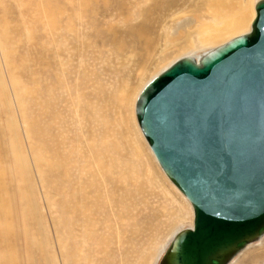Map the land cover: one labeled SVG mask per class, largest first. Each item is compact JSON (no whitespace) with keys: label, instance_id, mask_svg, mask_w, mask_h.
<instances>
[{"label":"rangeland","instance_id":"374dc122","mask_svg":"<svg viewBox=\"0 0 264 264\" xmlns=\"http://www.w3.org/2000/svg\"><path fill=\"white\" fill-rule=\"evenodd\" d=\"M217 1L222 0H187L180 9L178 8V10L176 9V11L173 10L169 13L166 12V19L162 16L163 19L161 18L160 23H158L159 26L155 28L153 34L151 31H146L145 34V30H139L138 28L139 24L142 23L139 20L146 21L147 18L150 23L151 19L149 18L154 16V13L152 14L154 6L158 7L159 2H162L164 5L165 0H0V28L2 27L0 29V51L2 57L0 63V128L4 129L2 132H4L3 137H5V141L11 144V159L14 160L12 167L7 166L6 172L7 174H18V167L23 166L27 174L26 176L33 179L36 188V199L39 203L38 213L42 217L40 218L42 228L44 227V230L42 229L43 236L41 234V241L42 244L45 243L44 247L48 252H53L55 258L58 257V261L61 260V264H77L78 262L81 264H99L100 262V264L102 262L103 264H158L159 258L172 238H170L172 234V229L170 228H173L176 232L183 227L192 225L193 214L190 204L178 193L171 182L165 177L162 170L159 169L160 167L149 151L147 143L140 135L137 137L138 134L134 132L132 122L130 123L127 119L130 106L128 105V99L126 100V95L138 89L137 95L143 84L151 76L162 70L177 57L187 54L197 56L199 53L215 46L198 44L195 35L189 33V31L192 28L190 24L196 25L200 20L214 26L221 25L220 20L214 19L208 11L213 6L212 4ZM242 1L235 0V5L231 11L236 12L241 7H250L253 13L256 0H247L246 3H242ZM146 6L149 8V12L147 11L148 17L146 14L147 8L145 9ZM141 14H143V17ZM149 14H152V16L150 17ZM192 14L196 15L197 20H191ZM141 17L144 19H141ZM10 21L12 26L7 24ZM174 21L176 24H174ZM149 23L148 26L151 27ZM167 25H170L172 28H168ZM162 27L163 30L165 29L164 31ZM132 29H134L133 32ZM178 30H180L181 34H185V36L189 35V40H193L194 48L192 51H179L175 49L178 47L174 48V46H179L184 42L182 39L184 36L177 37ZM165 33H168L167 36L172 39H170L172 42H169V40L164 41ZM150 36H153L155 40L157 39L156 42ZM136 37L137 39H135ZM144 39L149 40L150 49H147V41ZM132 40L135 42H132ZM139 40L145 42L142 43ZM171 44H174V46ZM9 47L10 49H8ZM4 54L9 55V57ZM162 56H165V58L162 59ZM19 67L20 69H18ZM21 98H23L22 101ZM115 98H118V100ZM124 100L127 103H123ZM113 107H116V109ZM116 115L118 118L115 117ZM131 117L135 123V129L140 133L134 114V102L131 108ZM119 122L121 124L123 122L122 127ZM117 125H119V128ZM116 127L120 130L116 131ZM121 129H123V132H121ZM121 134H123L122 137ZM93 135L96 137L94 138ZM100 135L102 136L100 137ZM94 139L95 141L98 139L97 142H94ZM122 145L123 148H121ZM113 148H116V151H113ZM133 149L135 152H133ZM20 154H22L21 156L24 154V157H20ZM81 154L82 157H79ZM81 158L83 161L78 162ZM100 164L103 165V174H100L99 171ZM120 164L122 165L119 166ZM54 165H56V168ZM139 165L140 168H138ZM88 168H91V170ZM43 169H47L44 170L45 173L40 172ZM115 169L118 173H116ZM151 170L154 174L152 175V179H150ZM39 176L43 180L42 182L38 178ZM80 177H82V182L79 181ZM102 178H106L104 180H107V183L104 180L102 181ZM109 179L111 180L108 181ZM83 183L86 184L83 185ZM137 183L141 184V188H138ZM94 185L96 187H93ZM101 186L102 188H100ZM90 188L91 190H89ZM110 189L111 191L109 192ZM91 191L93 194L90 193ZM164 194L165 196H163ZM69 195L70 197H67ZM98 196L101 198H98ZM118 197L119 201L116 203ZM95 201L100 203L96 202V204ZM72 202L76 205H73ZM103 202H106L105 204L108 206L102 205ZM62 203L64 205L68 204L67 207H62ZM98 204L101 207L97 206ZM126 204H128V208ZM68 207L72 210H69ZM77 207L81 209V213L80 210L76 209ZM99 208H102V211H99ZM84 211L87 213H84ZM75 212L76 214H74ZM117 214L120 215V218ZM97 216L101 217V221ZM50 217H53L52 221ZM72 218L77 221H73L74 219ZM92 219L93 221H90ZM91 223L94 224L92 225ZM74 224L76 225L72 226ZM96 224L98 228L100 227L99 229ZM117 225L123 229H119ZM119 231L122 233L125 231L124 235L121 232L120 234ZM113 233L116 234L113 235ZM83 234L88 235L84 236ZM112 235L115 237L114 240ZM120 235L123 236L121 237ZM101 236L103 239H101ZM104 245L107 246V249H105L106 246ZM141 255H143V259ZM70 256L71 260H69ZM76 256L79 257L77 261L75 260ZM62 257L65 259H61ZM231 264H264V236L258 242L245 248L241 254L235 257Z\"/></svg>","mask_w":264,"mask_h":264},{"label":"water","instance_id":"95a60500","mask_svg":"<svg viewBox=\"0 0 264 264\" xmlns=\"http://www.w3.org/2000/svg\"><path fill=\"white\" fill-rule=\"evenodd\" d=\"M247 31L183 55L134 101L156 160L192 206L158 264H228L264 233V0Z\"/></svg>","mask_w":264,"mask_h":264},{"label":"bare ground","instance_id":"6f19581e","mask_svg":"<svg viewBox=\"0 0 264 264\" xmlns=\"http://www.w3.org/2000/svg\"><path fill=\"white\" fill-rule=\"evenodd\" d=\"M152 1V0H151ZM161 1V0H160ZM185 1H187V0H165V3H164V5H163V3L162 2H159L158 3V7L155 5V3H154V10H152V14L154 15L152 18H149V19H151L150 21V23H149V20H147V18H146V21L144 22V21H141V20H139L140 22H142V23H140L139 24V26H138V28H139V30H145V34H146V31H151L152 32V34H153V31L155 30V28L157 27V26H159L158 25V23H160V21H161V18H162V16L164 17V19H166L165 18V13L166 12H170V11H173V10H175L176 11V9L178 10V8L180 9V7H182V5H183V3H185ZM200 1V0H199ZM243 2H247V0H243L242 1V3ZM138 3V2H137ZM242 3H241V5H242ZM157 4V3H156ZM199 4V3H198ZM2 5V4H1ZM193 5V4H192ZM213 6L212 7H210V9L208 10L209 12H210V15L212 16V17H214V19H218V20H220V22H221V25H219V26H214V25H212V24H208V23H206V22H203V21H199L196 25H194L193 23V25L192 24H190V26L192 27L191 29H190V31H189V33H193L194 35H195V38H196V40H197V42H198V44H201V45H217V44H219L220 42H222V41H225V40H228L229 38H231V37H233V36H235V35H238V34H240V33H242V32H245V31H247L248 29H249V27H250V23H251V20H252V18H253V16H254V14H255V8L253 7V13H252V11H251V8L250 7H241L239 10H237L236 12H233V11H231L232 9H233V7H234V5H235V0H222V1H217V2H214L213 4H212ZM149 6H151V5H149ZM152 6H153V4H152ZM193 7V6H192ZM147 8V6L145 7V9ZM189 8H190V6H189ZM151 9H152V7H151ZM141 10H142V8H141ZM186 10V9H185ZM192 10H193V8H192ZM143 11V10H142ZM142 11H141V13H142ZM149 12V8H147V10H146V12ZM188 11H189V9H188ZM6 12V11H5ZM144 12H145V10H144ZM148 12L146 13L147 14V17H148ZM190 12H191V10H190ZM189 12V13H190ZM194 13V12H193ZM144 14V13H143ZM143 14H141L142 15V17H143ZM152 14L150 15V17L152 16ZM182 14H183V11H182ZM171 15H173V14H171ZM175 15V14H174ZM189 15V14H188ZM193 15V16H192ZM191 16H192V18H191V20L193 21V20H197L196 19V15L195 14H192ZM166 16H167V14H166ZM178 16V15H177ZM187 16V15H186ZM141 17V19H144V18H142ZM146 17V16H145ZM168 17V16H167ZM170 17V16H169ZM183 17V16H182ZM184 17H185V15H184ZM198 17V16H197ZM9 18V17H8ZM8 18H7V20H8ZM170 18H172V17H170ZM5 19H6V17H5ZM163 19V18H162ZM183 19H185V18H183ZM172 20V19H171ZM175 20V19H174ZM177 20V19H176ZM181 20V19H180ZM188 20V19H187ZM185 21V20H184ZM191 21V22H192ZM3 22H5V21H3ZM147 22V23H146ZM169 22H171V21H169ZM180 22V21H179ZM148 23L149 24H151V27H149L148 26ZM181 23H183V22H181ZM189 23V22H188ZM3 24V23H2ZM8 25L10 24L11 25V21H10V23L8 22L7 23ZM174 24H176V22L174 21ZM174 24H171V25H174ZM136 25H137V23H136ZM141 25V26H140ZM179 25V24H178ZM189 25V24H188ZM187 25V26H188ZM12 26V25H11ZM175 26V25H174ZM167 27L169 28L170 27V25H167ZM10 28V27H9ZM133 28V27H132ZM134 28H135V25H134ZM170 28H172V27H170ZM183 28V27H182ZM188 28V27H187ZM0 29H2V27L0 28ZM137 29V28H136ZM158 29H160V28H158ZM189 29V28H188ZM133 30L134 29H132V32H133ZM162 30H163V27H162ZM165 30V29H164ZM163 30V31H164ZM167 30V29H166ZM175 30V29H174ZM181 30V29H180ZM180 30H178L177 32V37H183L184 36V38H182L183 39V43L181 44V45H179V46H174V44H171V45H173L174 46V48L175 47H178V48H175L176 50H179V51H185V50H187V51H192L193 50V40H189V35L187 36H185V34L183 35V34H181L180 33ZM183 30V29H182ZM185 30V29H184ZM14 31V30H13ZM163 31H161V32H163ZM186 31V30H185ZM167 32L169 33V31L167 30ZM176 32V31H175ZM129 33V32H128ZM135 33V32H134ZM156 33H158V32H156ZM168 33H165V38H163L164 39V41L166 42V41H168L169 40V42H172L171 40V38H168ZM131 34H133V33H131ZM150 35H152L151 33H149ZM148 34V35H149ZM163 34H164V32H163ZM163 34H161L162 36H163ZM147 35V36H148ZM157 35V34H156ZM159 35V34H158ZM170 35V34H169ZM192 35V34H191ZM190 35V36H191ZM130 36V35H129ZM135 36V35H134ZM172 36H173V34H172ZM1 37H4V36H1ZM6 37V36H5ZM133 37V36H132ZM137 37H139V36H137ZM137 37L135 38V39H137ZM150 37H152L151 39H154L153 38V36H150ZM174 37H175V35H174ZM176 37V38H177ZM131 38V37H130ZM173 38V37H172ZM5 39V38H4ZM132 39V38H131ZM131 39H130V41H131ZM142 39V38H141ZM140 39V40H141ZM149 39V38H148ZM148 39H144L145 41H147V43H146V46H147V49H150V47H149V44H148ZM150 39V40H151ZM171 39V40H170ZM174 39V38H173ZM7 40V39H6ZM139 40V42H142V41H140ZM157 40V39H156ZM156 40L154 39V41L156 42ZM134 40H132V42H133ZM145 41H143V42H145ZM9 42V41H8ZM135 42V41H134ZM142 42V43H143ZM153 42V41H152ZM179 42V41H178ZM141 43V44H142ZM136 44V43H135ZM134 44V45H135ZM137 45V44H136ZM151 45H153V44H151ZM139 46H141V45H139ZM155 46H157L156 44H155ZM167 46V45H166ZM168 46H170V45H168ZM6 47H8L7 45H6ZM170 48V47H169ZM172 48V47H171ZM8 49H10V47L8 48ZM151 49H152V46H151ZM163 49H164V47H163ZM164 51V50H163ZM10 52V51H9ZM11 53V52H10ZM14 53V52H13ZM164 53V52H163ZM2 54H3V52H2ZM9 54V53H8ZM126 54V53H125ZM131 54V53H130ZM129 54V55H130ZM151 54V53H150ZM5 55V54H4ZM7 55V54H6ZM5 55V56H6ZM163 55V54H162ZM8 57H9V55H7ZM15 56V55H14ZM166 56V55H165ZM165 56H162V59H164L165 58ZM130 57V56H129ZM129 57H128V59H129ZM132 57V56H131ZM195 57H197V56H195ZM1 51H0V63H1ZM153 58V57H152ZM10 59V58H9ZM16 59V58H15ZM7 60V59H6ZM5 60V61H6ZM152 60V59H151ZM10 61V60H9ZM11 63V62H10ZM11 65V64H10ZM18 69H20V67L18 68ZM160 71V70H159ZM158 71V72H159ZM157 73V72H156ZM155 73V74H156ZM138 74V73H137ZM13 80V79H12ZM1 82V81H0ZM13 82V81H12ZM16 82V81H15ZM15 85V84H14ZM17 85V84H16ZM129 87V86H128ZM17 88V87H16ZM16 90V89H15ZM124 90H125V88H124ZM138 90V89H137ZM137 90H134V92L133 93H131V94H129V95H126L127 97H126V100L128 99V105L130 106V111H129V113H128V115H127V119L130 121V123L132 122V124H133V127H134V132L135 133H137L138 134V136L137 137H139V135H140V137L141 138H143L144 139V141L147 143V146H148V148H149V151L151 152V154L153 155V157H154V160L156 161V163L158 164V166L160 167L159 169L160 170H162V172L164 173V175H165V177L171 182V184L175 187V189L178 191V193L181 195V196H183L187 201H188V203L190 204V207H191V210H192V206H191V203L189 202V200L186 198V196L175 186V184L168 178V176L165 174V172H164V170L161 168V166L159 165V163H158V161L156 160V158H155V156H154V154L152 153V151H151V148L149 147V144H148V142L146 141V139H145V137H144V135H143V133H142V131H141V129H140V127H139V125H138V127H139V130H140V133H138L137 132V130L135 129V123L133 122V119H132V117H131V108H132V105H133V102H134V98H135V95H136V92H137ZM126 91V90H125ZM20 92V91H19ZM109 92V91H108ZM126 92H128V90L126 91ZM14 93V92H13ZM123 93V92H122ZM129 93V92H128ZM15 94H17V93H15ZM124 94V93H123ZM22 95V94H21ZM18 96H19V94H18ZM8 97V96H7ZM20 97V96H19ZM18 97V98H19ZM124 97V96H123ZM122 97V98H123ZM125 98V97H124ZM22 99L23 98H21V101H22ZM116 99V98H115ZM116 100H118V98L116 99ZM115 100V101H116ZM126 100H124L123 101V103L125 102V103H127V101ZM8 101V100H7ZM18 101H19V99H18ZM5 103V102H4ZM8 103V102H7ZM19 103V102H18ZM97 103V102H96ZM117 105H118V103H117ZM18 106V105H17ZM20 106V105H19ZM96 106V105H95ZM122 106V105H121ZM128 106V107H129ZM2 107V106H1ZM9 107V106H8ZM117 107V106H116ZM116 107H113V108H115L116 109ZM127 107V106H126ZM10 108V107H9ZM8 108V109H9ZM11 108H12V106H11ZM19 108V107H18ZM117 108H119V107H117ZM14 109V108H13ZM122 109V108H121ZM5 110V109H4ZM11 110V109H10ZM26 110V109H25ZM118 110V109H117ZM129 110V109H128ZM6 111V110H5ZM116 111V110H115ZM125 111H126V109H125ZM21 112V111H20ZM123 112V111H122ZM127 112V111H126ZM10 113V112H9ZM25 114H26V112H24ZM6 114V113H5ZM13 114V113H12ZM112 114H114V113H112ZM127 114V113H126ZM135 114V113H134ZM20 115H21V113H20ZM10 116H11V114H10ZM12 116H14V115H12ZM23 117H24V115H23ZM115 117H117V115L115 116ZM12 118V117H11ZM118 118V117H117ZM136 118V117H135ZM4 119V118H3ZM8 119V118H7ZM19 119V118H18ZM21 119V118H20ZM120 119V118H119ZM12 121H14V120H12ZM121 121H122V118H121ZM120 121V122H121ZM9 122H10V118H9ZM15 122V121H14ZM119 122V123H120ZM124 122V121H123ZM123 122H122V124H123ZM137 122V121H136ZM13 123V122H12ZM115 123V122H114ZM16 124V123H15ZM14 124V125H15ZM121 124V123H120ZM119 124V125H120ZM122 124H121V127H122ZM138 124V123H137ZM25 125V124H24ZM27 125V124H26ZM115 125V124H114ZM119 125H117V127L119 126ZM19 126V125H18ZM96 126V125H95ZM124 126V125H123ZM84 127V126H83ZM117 127H116V131L117 130H120V129H117ZM19 128V127H18ZM17 128V129H18ZM29 128V127H28ZM82 128V127H81ZM98 128V127H97ZM119 128V127H118ZM16 129V130H17ZM30 129V128H29ZM103 129V128H102ZM4 129L3 128H0V264H61V260L60 261H58V257L57 258H55V256H54V254H53V252H48L46 249H45V247H44V244H42V241H41V234H42V229L44 230V227L42 228V221H40V218H42V217H40L41 215H39V213H38V208H39V206H38V202H37V199H36V188H35V185H34V181H33V179H31V178H29L28 176H26L27 174L25 173V171H24V168H23V166H20V167H18L19 168V173L17 174V173H8L7 174V172H6V169H7V166H10V167H12V165L14 164L13 163V159H11V156H12V154H11V144L9 143V142H6L5 141V137H3V135H4V132H2ZM19 130V129H18ZM17 130V131H18ZM99 130V129H98ZM105 130V129H104ZM10 131V130H9ZM31 131V130H30ZM103 131V130H102ZM32 132V131H31ZM118 132H120V131H118ZM121 132H123V129H121ZM19 133V132H18ZM100 133V132H99ZM102 133H104V132H102ZM106 133V132H105ZM97 134V133H96ZM98 135V134H97ZM104 135V134H103ZM122 135L123 134H121V137H122ZM89 136V135H88ZM94 136V135H93ZM102 135H100V137H101ZM96 136H94V138H95ZM120 137V138H121ZM97 138H99V137H97ZM11 139V138H10ZM92 140V139H91ZM98 140V139H97ZM97 140L95 141V139H94V142H97ZM120 140V139H119ZM10 141V140H9ZM106 141V140H105ZM117 141H118V139H117ZM125 141H126V139H125ZM93 142V143H94ZM99 142V141H98ZM108 142V141H107ZM13 144V143H12ZM15 144V143H14ZM33 144V143H32ZM92 144V143H91ZM99 144V143H98ZM110 144V143H109ZM112 144V143H111ZM122 144H124V143H122ZM128 144V143H127ZM144 144V143H143ZM142 144V145H143ZM17 145V144H16ZM93 145V144H92ZM95 145V144H94ZM116 145V144H115ZM115 145H113V147H115ZM120 145H121V143H120ZM18 146V145H17ZM36 146V145H35ZM87 146V145H86ZM110 146V145H109ZM127 147H128V145H127ZM144 147V146H143ZM86 148H88V147H86ZM121 148H123V145H122V147ZM130 148V147H129ZM20 149V148H19ZM107 149H108V147H107ZM111 149V148H110ZM114 149V148H113ZM112 149V150H113ZM116 149V148H115ZM113 150V151H116V150ZM88 150V149H87ZM93 150V149H92ZM92 150H90V151H92ZM120 150V149H119ZM36 151V150H35ZM99 151V150H98ZM123 152H124V150H122ZM127 151V150H126ZM132 151V150H131ZM146 151V150H145ZM87 152V151H86ZM133 152H135L134 151V149H133ZM29 153V152H28ZM83 153V152H82ZM92 153V152H91ZM112 153V152H111ZM110 153V154H111ZM25 154V153H24ZM24 154H23V156H21L22 154H20V157H24ZM84 154H86L85 152H84ZM106 154V153H105ZM114 154V153H113ZM112 154V155H113ZM116 154V153H115ZM123 154V153H122ZM102 155V154H101ZM107 155V154H106ZM137 155V154H136ZM19 156V155H18ZM30 156V155H29ZM92 156H93V154L91 155V158H92ZM128 156V155H127ZM148 156V155H147ZM79 157H82V154L81 155H79ZM84 157H85V155H84ZM28 158V157H27ZM98 158V157H97ZM106 158V157H105ZM116 158V157H115ZM118 158V157H117ZM121 158V157H120ZM15 159V158H14ZM24 159V158H23ZM140 159V158H139ZM88 160V159H87ZM114 160V159H113ZM126 160V159H125ZM128 160V159H127ZM82 162L83 161V159L81 158V160L79 159V161L78 162ZM92 161V160H91ZM90 161V162H91ZM53 162V161H52ZM77 162V161H76ZM85 162V161H84ZM128 162H129V160H128ZM146 162V161H145ZM144 162V163H145ZM147 162H148V160H147ZM34 163V162H33ZM51 163V162H50ZM85 163H87V162H85ZM132 163V162H131ZM143 163V162H142ZM141 163V164H142ZM152 163V162H151ZM45 164H47V163H45ZM52 164H54V163H52ZM78 164V163H77ZM94 164V163H93ZM79 165H81V164H79ZM79 165H77V166H79ZM98 165H99V161H98ZM122 164H120L119 166H121ZM133 165V164H132ZM146 165V164H145ZM144 165V166H145ZM28 166V165H27ZM49 166V165H48ZM52 166V165H51ZM72 166V165H71ZM76 166V165H75ZM92 166V165H91ZM144 166H142V167H144ZM38 167V166H37ZM46 167V166H45ZM53 167V166H52ZM51 167V168H52ZM54 167L56 168V165H54ZM73 167V166H72ZM133 167V166H132ZM155 167V166H154ZM99 168H100V174L102 173L103 174V172H102V170H103V165L102 164H100V166H99ZM115 168V167H114ZM134 168V167H133ZM138 168H140V165H139V167ZM145 168V167H144ZM48 169H49V167H48ZM71 169H73V168H71ZM79 169V168H78ZM80 169H83V168H80ZM88 169H90L91 170V168H88ZM113 169V168H112ZM143 169V168H142ZM156 169V168H155ZM44 170H47V169H43V171ZM59 170V169H58ZM85 170V169H84ZM96 170V169H95ZM105 170V169H104ZM116 170V169H115ZM114 170V171H115ZM148 170V169H147ZM153 170V169H152ZM152 170H151V177H150V179H152V175H154L153 173H152ZM157 170V169H156ZM43 171H40L41 173H45V171L43 172ZM60 171V170H59ZM78 171V170H77ZM117 171V170H116ZM12 172V171H11ZM50 172H51V169H50ZM86 172H87V170H86ZM140 172V171H139ZM149 172V171H148ZM147 172V173H148ZM158 172V171H157ZM48 173V172H47ZM79 173V172H78ZM77 173V174H78ZM90 173H91V171H90ZM93 173V172H92ZM115 173V172H114ZM116 173H118V171L116 172ZM51 174V173H50ZM104 174H106V173H104ZM82 175V174H81ZM115 175V174H114ZM118 175V174H117ZM127 175V174H126ZM156 175V174H155ZM92 176H94V175H92ZM100 176H102V175H100ZM104 176V175H103ZM120 176V175H119ZM124 176V175H123ZM141 176V175H140ZM63 177V176H62ZM86 177V176H85ZM99 177V176H98ZM98 177H97V179H98ZM116 177V176H115ZM138 177V176H137ZM141 177H143V176H141ZM158 177H159V175H158ZM39 179H41V177L39 176L38 177ZM43 179H44V177H42ZM81 178L82 177H80V180L79 181H81ZM91 178H93V177H91ZM119 178V177H118ZM126 178V177H125ZM124 178V179H125ZM155 178V177H154ZM96 179V180H97ZM104 179H106V178H104ZM103 178H102V181L104 180ZM108 179V178H107ZM129 179V178H128ZM147 179V178H146ZM150 179H148V180H150ZM160 179H162V178H160ZM93 180H94V178H93ZM111 179H109L108 181H110ZM126 180V179H125ZM139 180V179H138ZM145 180V179H144ZM43 180L41 179V182H42ZM72 181V180H71ZM87 181V180H86ZM104 181H106V183H107V180H104ZM123 181V180H122ZM139 181H141V180H139ZM82 182V181H81ZM95 182V181H94ZM98 182H99V180H98ZM115 182H116V180H115ZM127 182V181H126ZM146 182V181H145ZM161 182V181H160ZM55 183V182H54ZM74 183V182H73ZM105 183V182H104ZM117 183V182H116ZM125 183V182H124ZM130 183V182H129ZM140 183V182H139ZM142 183V182H141ZM84 184H86V183H83V185ZM91 184V183H90ZM99 184V183H98ZM134 184V183H133ZM136 184V183H135ZM138 184V183H137ZM161 184V183H160ZM74 185V184H73ZM80 185V184H79ZM78 185V186H79ZM88 185V184H87ZM103 185V184H102ZM116 185H118V184H116ZM126 185V184H125ZM141 185V184H140ZM140 185L138 184V188H141L140 187ZM148 185V184H147ZM147 185H145V186H147ZM53 186V185H52ZM76 186H77V184H76ZM80 186H82V185H80ZM106 186V185H105ZM137 186V185H136ZM155 186V185H154ZM70 187V186H69ZM83 187V186H82ZM85 187H86V185H85ZM92 187V186H91ZM93 187H96L95 185L93 186ZM92 187V188H93ZM103 187H104V185H103ZM143 187H144V185H143ZM165 187H167V186H165ZM42 188V187H41ZM73 189H74V187H72ZM81 188V187H80ZM89 188V187H88ZM99 188V187H98ZM100 188H102V186L100 187ZM107 188V187H106ZM116 188V187H115ZM136 188V187H135ZM154 188V187H153ZM78 189V188H77ZM117 189V188H116ZM144 189V188H143ZM164 189V188H163ZM167 189V188H166ZM72 190V189H71ZM75 190V189H74ZM86 190V189H85ZM89 190H91V188L89 189ZM94 190V189H93ZM92 190V191H93ZM98 190V189H97ZM100 190V189H99ZM104 190V189H103ZM140 190V189H139ZM147 190V189H146ZM152 190V189H151ZM158 190V189H157ZM170 190V189H169ZM50 191V190H49ZM65 191H67V189H65ZM65 191H63V192H65ZM69 191H70V189H69ZM73 191V190H72ZM71 191V192H72ZM77 191V190H76ZM75 191V192H76ZM84 191V190H83ZM92 191L90 192V193H92ZM105 191V190H104ZM111 191V189L109 190V192ZM113 191V190H112ZM150 191V190H149ZM39 192H41V191H39ZM88 192V191H87ZM95 192H97V191H95ZM94 192V193H95ZM106 192V191H105ZM118 192V191H117ZM145 192V191H144ZM49 193H51V192H49ZM74 193V192H73ZM98 193V192H97ZM100 193V192H99ZM140 193H142V192H140ZM148 193V192H147ZM165 193V192H164ZM70 194V193H69ZM72 194V193H71ZM76 194V193H75ZM93 194V193H92ZM101 194H102V192H101ZM104 194V193H103ZM113 194V193H112ZM112 194H111V197H112ZM116 194V193H115ZM114 194V195H115ZM123 194V193H122ZM134 194V193H133ZM148 194H150V193H148ZM155 194V193H154ZM167 194H168V192H167ZM72 195H74V194H72ZM80 195H81V193H80ZM79 195V196H80ZM98 195V194H97ZM97 195H94V196H97ZM117 195V194H116ZM119 195V194H118ZM140 195V194H139ZM151 195V194H150ZM78 196V197H79ZM89 196H90V194H89ZM101 196V195H100ZM100 196H98V198L100 197ZM124 196V195H123ZM122 196V197H123ZM163 196H165V194L163 195ZM167 196H169V195H167ZM170 196H171V194H170ZM170 196L168 197V198H170ZM67 197H70V195L69 196H67ZM84 197V196H83ZM102 197V196H101ZM100 197V198H101ZM107 197V196H106ZM144 197H145V195H144ZM64 198H66L65 196H64ZM72 198V197H71ZM75 198V197H74ZM73 198V199H74ZM86 198V197H85ZM85 198H83V199H85ZM96 198V197H95ZM103 198H104V196H103ZM113 198H115V197H113ZM130 198V197H129ZM148 198V197H147ZM68 199V198H67ZM104 199H106V198H104ZM143 199H145V198H143ZM48 200H49V198H48ZM76 200V199H75ZM93 200H95V199H93ZM113 201H114V199H112ZM169 200V199H168ZM61 201V200H60ZM67 201V200H66ZM73 201V200H72ZM91 201V200H90ZM89 201V202H90ZM112 201V202H113ZM118 201H119V197H118V200L116 199V203H118ZM129 201V200H128ZM139 201V200H138ZM169 201H171V200H169ZM43 202V201H42ZM59 202V201H58ZM79 202H80V199H79ZM78 202V203H79ZM91 202H93V201H91ZM96 202H98V201H95V203ZM112 202H111V204H112ZM122 202V201H121ZM144 202V201H143ZM64 203V202H63ZM62 203V204H63ZM73 203V202H72ZM81 203V202H80ZM79 203V204H80ZM87 203V202H86ZM98 203H100V202H98ZM106 203V202H105ZM104 202H103V204L102 205H104L105 204ZM110 203V202H109ZM131 203V202H130ZM140 203V202H139ZM150 203H152V202H150ZM46 204V203H45ZM83 204V203H82ZM93 204V203H92ZM97 204V203H96ZM96 204H94V205H96ZM132 204H134V203H132ZM52 205V204H51ZM67 205L68 204H66V205H64L63 204V206L62 207H64V206H66L67 207ZM73 205H76V204H74L73 203ZM72 205V206H73ZM85 205H87V204H85ZM94 205H93V207H94ZM100 204H98L97 206H99ZM105 205H107V204H105ZM104 205V206H105ZM110 205V204H109ZM118 205V204H117ZM116 205V206H117ZM128 204H126V206H127ZM147 205H148V203H147ZM41 206V205H40ZM48 206H49V204H48ZM53 206H55V204H53ZM52 206V207H53ZM70 206V205H69ZM83 206V205H82ZM89 206V205H88ZM87 206V207H88ZM92 206V205H91ZM108 206V205H107ZM112 206V205H111ZM116 206H114L115 208H116ZM122 206H124V205H122ZM60 207V206H59ZM65 207V208H66ZM71 207V206H70ZM79 207V206H78ZM78 207L76 208L77 210H80V213H81V209H78ZM99 207H101V206H99ZM110 207V206H109ZM108 207V208H109ZM49 208V207H48ZM64 208V209H65ZM114 208V209H115ZM123 208V207H122ZM121 208V209H122ZM127 208H128V206H127ZM127 208H126V210H127ZM152 208V207H151ZM67 209V208H66ZM68 209H69V207H68ZM86 209V208H85ZM100 210L99 211H102L101 209L102 208H99ZM111 210H112V208H110ZM47 210H49V209H47ZM69 210H72V209H69ZM68 210V211H69ZM96 210H98V209H96ZM107 210V209H106ZM50 211V210H49ZM73 211H74V207H73ZM83 211V210H82ZM93 211H94V209H93ZM99 211H97V212H99ZM108 211V210H107ZM113 211V210H112ZM52 212H54V211H52ZM67 212V211H66ZM72 212V211H71ZM79 212V211H78ZM84 213H87L86 211H84ZM92 213H94V212H92ZM102 213V212H101ZM130 213V212H129ZM153 213V212H152ZM72 215H73V213H71ZM74 214H76V212L74 213ZM89 214V213H88ZM87 214V215H88ZM98 214V213H97ZM96 214V215H97ZM105 214V213H104ZM113 214H115V213H113ZM121 215H123L122 213H120ZM137 214V213H136ZM192 214H193V210H192ZM70 215V214H69ZM99 215V214H98ZM102 215V214H101ZM118 215V217L120 216L119 214H117ZM134 215V214H133ZM138 215V214H137ZM89 216V215H88ZM93 216V215H92ZM103 216V215H102ZM112 216V215H111ZM57 217V216H56ZM55 217V218H56ZM74 217V216H73ZM77 217V216H76ZM76 217H75V219H76ZM81 217V216H80ZM87 217V216H86ZM98 217V216H97ZM117 217V218H118ZM123 217V216H122ZM126 217V216H125ZM138 217V216H137ZM52 218L53 217H50V219H51V221H52ZM82 218H83V216H82ZM101 218V217H100ZM100 218L98 217V219L100 220ZM113 218V217H112ZM120 218V217H119ZM130 218V217H129ZM135 218V217H134ZM72 219H74V218H72ZM73 220V221H77V220ZM102 219H103V217H102ZM114 219V218H113ZM71 220V219H70ZM116 220V219H115ZM144 220V219H143ZM81 221V220H80ZM90 221H93V219L92 220H90ZM97 221V220H96ZM101 221V220H100ZM117 221V220H116ZM126 221V220H125ZM124 221V222H125ZM84 222V221H83ZM83 222H81V223H83ZM98 222V221H97ZM105 222V221H104ZM118 222V221H117ZM121 222V221H120ZM128 222V221H127ZM78 223V222H77ZM76 223V224H77ZM80 223V224H81ZM102 223H103V221H102ZM123 223V222H122ZM76 224H74V225H72V226H75ZM92 224V223H91ZM94 224V223H93ZM92 224V225H93ZM114 224V223H113ZM124 224H126V223H124ZM132 224V223H131ZM45 225V224H44ZM120 225H122L121 223H120ZM130 225V224H129ZM46 226V225H45ZM80 226V225H79ZM78 226V227H79ZM96 226H97V228H98V225L96 224ZM115 226V225H114ZM118 227H119V229H121L120 228V226L119 225H117ZM56 227V226H55ZM83 227H85V226H83ZM90 227V226H89ZM92 228H93V226H91ZM95 227V226H94ZM102 227H104V226H102ZM101 227V228H102ZM117 227V228H118ZM128 227V226H127ZM133 227V226H132ZM137 227V226H136ZM144 227V226H143ZM54 228V227H53ZM79 228H82V227H79ZM97 228H96V230H97ZM100 228V227H99ZM98 228V229H99ZM125 228V227H124ZM135 228V227H134ZM94 229V228H93ZM104 229V228H103ZM116 229V228H115ZM123 229V228H122ZM127 229H129V228H127ZM135 229H137V228H135ZM144 229V228H143ZM142 229V230H143ZM149 229V228H148ZM169 229V228H168ZM167 229V230H168ZM170 229H172L171 230V236H170V238L171 237H173V235L177 232H175V230H173V228H170ZM80 230V229H79ZM84 230V229H83ZM96 230H94L95 232H96ZM145 230V229H144ZM143 230V231H144ZM93 231V230H92ZM101 231V230H100ZM99 231V232H100ZM104 231V230H103ZM110 231V230H109ZM114 231V230H113ZM73 232V231H72ZM80 232V231H79ZM85 232V231H84ZM83 232V233H84ZM112 232V231H111ZM110 232V233H111ZM121 231H119V233H120ZM125 232V231H124ZM123 232V233H124ZM74 233V232H73ZM90 233H92V232H90ZM122 233V232H121ZM120 233V234H121ZM122 233V234H123ZM133 233H134V231H133ZM132 233V234H133ZM136 233H137V231H136ZM140 233V232H139ZM145 233H146V231H145ZM144 233V234H145ZM79 234V233H78ZM77 234V235H78ZM93 234H94V232H93ZM106 234V233H105ZM109 234V233H108ZM112 234V233H111ZM110 234V235H111ZM114 234H116V233H113V235ZM54 235V234H53ZM73 235V234H72ZM76 235V236H77ZM84 236L86 235H88V234H83ZM100 235V234H99ZM113 235H112V237H113ZM124 235V234H123ZM123 235H120L121 237L123 236ZM126 235V234H125ZM42 236H43V234H42ZM74 236H75V234H74ZM73 236V237H74ZM79 236V235H78ZM94 236H96V235H94ZM103 236V235H102ZM101 236V237H102ZM105 236V235H104ZM119 236V235H118ZM130 236V235H129ZM133 236V235H132ZM263 236H264V233L262 234V236H260L258 239H256V240H253V241H251L250 243H248L238 254H236L233 258H232V260L228 263V264H231L232 262H233V260L235 259V257H237L239 254H241V252L242 251H244L245 250V248H247L249 245H251V244H253V243H256V242H258L261 238H263ZM73 237H72V239H73ZM82 237V236H81ZM106 237H108V236H106ZM125 237V236H124ZM123 237V238H124ZM127 237V236H126ZM135 237H136V234H135ZM142 237H143V235H142ZM75 238V237H74ZM77 238H80V237H77ZM76 238V239H77ZM86 238V237H85ZM110 238V237H109ZM108 238V239H109ZM114 238L115 237H113V240H114ZM129 238V237H128ZM132 238V237H131ZM167 238V237H166ZM169 238V239H170ZM83 239V238H82ZM87 240H88V238H86ZM91 239H92V236H91ZM97 239V238H96ZM101 239H103V237L101 238ZM107 239V238H106ZM120 239H122V238H120ZM148 239V238H147ZM146 239V240H147ZM99 240V239H98ZM98 240H97V242H98ZM142 240V239H141ZM171 240V239H170ZM65 241V240H64ZM81 241V240H80ZM84 241H85V239H84ZM90 241V240H89ZM104 241H105V238H104ZM116 241H118V240H116ZM128 241V240H127ZM77 242H78V240H77ZM91 242V241H90ZM115 242V241H114ZM122 242H124L123 240H122ZM126 242V241H125ZM134 242V241H133ZM170 242V241H169ZM76 243V242H75ZM87 243V242H86ZM116 243V242H115ZM120 243V242H119ZM118 243V244H119ZM81 244V243H80ZM83 244V243H82ZM88 244V243H87ZM108 244H111V243H108ZM128 244V243H127ZM169 244V243H168ZM73 246H74V244H72ZM78 245V244H77ZM112 245V244H111ZM155 245V244H154ZM83 246V245H82ZM104 246H106V245H104ZM124 246V245H123ZM148 246V245H147ZM156 246V245H155ZM61 247V246H60ZM76 247V246H75ZM74 247V248H75ZM100 247H102V246H100ZM108 247H110L109 245H108ZM167 247V246H166ZM78 248V247H77ZM123 248V247H122ZM76 249V248H75ZM80 249V248H79ZM78 249V250H79ZM105 249H107V246H106V248ZM113 249V248H112ZM127 249V248H126ZM49 250V249H48ZM129 250V249H128ZM155 250V249H154ZM75 251V250H74ZM150 251H151V249H150ZM149 251V252H150ZM65 252V251H64ZM64 252H63V255H64ZM76 252V251H75ZM80 252V251H79ZM82 252V251H81ZM103 252V251H102ZM124 252V251H123ZM122 252V253H123ZM164 252V251H163ZM56 253V252H55ZM134 253V252H133ZM251 253V252H250ZM74 254V253H73ZM81 254V253H80ZM105 254V253H104ZM56 255H57V253H56ZM69 255V254H68ZM68 255H66L67 257H68ZM72 255V254H71ZM84 255V254H83ZM83 255H82V257H83ZM105 255H107V254H105ZM109 255V254H108ZM110 255H111V253H110ZM73 256V255H72ZM99 256V255H98ZM142 256L143 255H141V258H142ZM146 256V255H145ZM162 256V255H161ZM66 257V258H67ZM77 258L75 259L76 261L77 260H79V257L78 256H76ZM81 257V256H80ZM89 257V256H88ZM104 257V256H103ZM90 258V257H89ZM101 258H102V256H101ZM122 258V257H121ZM139 258H140V256H139ZM144 258V257H143ZM142 258V259H143ZM61 259H63V257L61 258ZM65 259V258H64ZM63 259V260H64ZM73 259V258H72ZM84 259H86V258H84ZM83 259V260H84ZM91 259V258H90ZM99 259V258H98ZM108 259V258H107ZM107 259H104V260H107ZM69 260H71V256H70V259ZM82 260V259H81ZM94 260V259H93ZM100 260V259H99ZM141 260V259H140ZM110 261V260H109ZM108 261V262H109ZM128 261V260H127ZM139 261V260H138ZM242 261V260H241ZM74 262V261H73ZM82 262V261H81ZM89 262V261H88ZM124 262V261H123ZM129 262V261H128ZM65 263V262H64ZM78 263H80V262H78ZM77 263V264H78ZM86 263H87V261H86ZM99 263V262H98ZM101 263V262H100ZM99 263V264H100ZM118 263V262H117ZM136 263V262H135ZM139 263V262H138ZM81 264V263H80ZM89 264V263H88ZM102 264H103V262H102ZM120 264V263H119ZM134 264V263H133Z\"/></svg>","mask_w":264,"mask_h":264}]
</instances>
